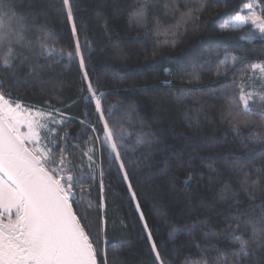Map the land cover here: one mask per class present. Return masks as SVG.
Instances as JSON below:
<instances>
[{
  "label": "trees",
  "instance_id": "1",
  "mask_svg": "<svg viewBox=\"0 0 264 264\" xmlns=\"http://www.w3.org/2000/svg\"><path fill=\"white\" fill-rule=\"evenodd\" d=\"M133 2L70 0L79 29V36L74 37L62 0H36L31 10L47 9V27L57 41L53 44L49 39L48 46L57 51L40 59L43 67L38 78L25 76L27 69H24L19 77L21 90L13 88L12 98H19L22 106L52 113L45 121L46 147L57 161L60 148L66 149L65 166L70 171L64 175L65 178L73 175L74 185L70 202L74 201V210L87 224L86 231L99 241L97 264H105V253L111 264H155L135 203L126 185L116 178L114 154L105 142L104 121L98 119L95 101L85 99L89 94L79 59L67 56L69 51H75L78 39L93 84L98 94L104 93L103 111L119 150L125 160L134 162L133 170L139 165V174L149 170L155 174L153 179L138 183L137 189L156 239L164 242L166 259L171 264H192L202 258L211 264H224L223 259L217 260L216 249H209L202 256L195 245L204 248L217 244L221 251H230L233 245L228 241L205 236L208 232H221L234 223L230 220L231 192L222 193V189L226 183L232 190L238 189V182L244 179L245 173H251V179L264 181V172L258 176L253 171L264 169V142L248 138L250 132L258 130L257 125L244 128L241 122L240 135H236L232 131L236 121L221 119L228 111L226 91L231 94L235 85L260 91L264 82L258 79V73L253 78L250 69H244L239 63L233 65L230 58L227 70L217 65L226 52L244 56L248 62L264 60L261 34L250 22L238 28L230 26L226 31L219 29L220 24L233 20L242 5L251 0H204L208 6L199 16V26L193 21L182 23L180 32L186 28L191 30L175 48L156 47L154 41L163 42V34L145 36L152 27L151 16L147 27L129 21L131 9L128 6ZM29 3L30 0H22L24 6ZM172 3L175 5L177 0ZM198 5L199 0H187L185 7V0H180L176 18L168 23L176 24L182 13ZM98 9L102 15L96 14ZM256 10L261 11L259 7ZM245 11L249 10L243 9L242 13L246 14ZM105 17L108 18L107 28ZM38 35L42 34L29 30L25 39L35 41ZM61 49L62 55L59 54ZM194 66L198 80L187 75ZM164 68L171 72H164ZM25 81L27 88H23ZM235 95L238 97V91ZM130 105L135 111H129ZM250 107L253 115L244 119L259 122L260 109L255 105ZM82 120L89 123L82 124ZM147 132L159 138L152 149L137 142L138 135ZM190 160L196 177L185 185ZM237 161L243 169L233 167ZM53 167L61 165L57 163ZM102 170L103 207L99 199ZM173 182L175 187L170 188ZM205 218L207 223H197ZM102 223H106V235ZM173 228L183 230L170 238ZM241 231H250V228L242 226ZM190 241L194 243L190 245ZM261 260L264 262V254Z\"/></svg>",
  "mask_w": 264,
  "mask_h": 264
},
{
  "label": "snow or ice",
  "instance_id": "2",
  "mask_svg": "<svg viewBox=\"0 0 264 264\" xmlns=\"http://www.w3.org/2000/svg\"><path fill=\"white\" fill-rule=\"evenodd\" d=\"M36 0H30L27 6L18 3L17 0H0V264H97L100 255L99 241L92 233L86 231L87 224L83 223L77 210H74V196L72 184L73 175L64 173L70 171L66 168V149L60 148V158L57 161L53 158L51 150H41L37 145L41 141L40 130L45 127L38 117L44 116L42 112H33L32 107H23L19 98H12V89H20V74L25 76L39 77L43 67L39 61L41 58L57 51L54 47L48 46V40L52 39L53 44L57 41L47 27V9L33 12ZM63 9L66 10V20L72 25V35L79 36V29L74 16V10L70 0H62ZM208 4L199 0L198 7L189 8L182 13L176 24L168 23L175 19L176 11L179 10L180 0L174 5L172 0H134L128 7L129 21H137L147 27L149 16L152 17V27L145 32L156 37L162 34L165 37L163 42L159 39L154 41L157 48H175L178 42L187 31L180 32L181 24L189 21L196 23L198 27L199 16L203 14ZM187 7V0H185ZM243 9L249 10L248 15L237 13L234 17L232 28H238L241 24L250 22V25L261 34L260 40L264 43V0H251L242 5ZM257 7L261 11H257ZM97 15L102 13L97 10ZM43 20L44 23H38ZM105 27L108 26V18H104ZM207 24V22H205ZM230 27L224 23L219 25L221 31ZM35 30L38 35L35 41L25 39L26 32ZM155 52V49H154ZM63 54V49L59 52ZM119 55V52H117ZM69 59L78 58L79 67L83 80L87 83L86 91L89 94L86 100L95 101V111L98 119L104 121L105 142L110 146L114 163L116 164V178L126 185L130 199L135 203V210L139 213V220L142 223L143 232L146 233V240L150 246V252L154 254L155 264H171L166 259L167 253L164 242L158 241L149 224L148 217L143 211L140 201V194L137 189L138 183L151 180L154 173L150 170L139 174V165L133 170L132 160H125L124 155L118 148L115 140V133L108 126L107 117L103 111L102 98L104 93L98 94V88L94 86L89 73L82 46L77 39L75 51L67 53ZM229 58L233 65L239 63L244 69H250L252 77L264 82V60L248 62L244 56H237L225 53L223 59H218L217 65L229 67ZM164 72L170 73L169 68ZM192 79H199L197 69L188 73ZM217 75H220L217 72ZM29 85L25 81L23 88ZM190 91V90H189ZM238 91V97L235 95ZM235 91L231 94L225 92L226 106L228 111L222 114L221 119L232 124V131L240 135L241 122L244 128H250L254 124L258 130L249 133V139L264 142V88L260 91L246 90L243 85H235ZM242 105V108H241ZM250 105H255L260 111L257 113L260 121L244 119L253 115ZM51 107V105H48ZM111 111V109H109ZM129 111H135L130 105ZM52 113H48L51 118ZM61 121H57L60 123ZM82 124L89 121L82 120ZM143 127V120L140 121ZM23 129H26L23 130ZM54 131V129H52ZM63 140V137H61ZM138 143L146 144L149 149L159 138L155 133L147 132L138 135ZM151 152L149 153V156ZM148 157H145L147 159ZM61 165L56 168L53 165ZM234 168L243 169V165L237 161ZM188 174L183 183L188 185L196 177L194 165L191 160L188 162ZM150 169V165H149ZM110 171V170H109ZM166 171V170H165ZM258 176L264 169H253ZM103 170L101 171L100 182V206L105 203ZM202 176V174H201ZM212 180V177H209ZM239 188L231 189L226 183L223 192H231L233 203L229 205L232 210L230 223L221 232L205 233L206 237L217 240H226L233 245L230 251H221L217 244L196 248L203 253L209 249H216L217 260L223 259L224 264H264L261 255L264 254V181L251 179V173H245L244 179L239 181ZM174 182L170 188H174ZM243 196V199H241ZM225 198L222 196V199ZM207 218L197 223H207ZM250 228V231H241V227ZM106 235V223H102ZM181 228H173L169 237ZM96 240V243H94ZM190 241L189 244H193ZM105 264H111L105 253ZM186 264V262H182ZM192 264H211L207 259L194 261Z\"/></svg>",
  "mask_w": 264,
  "mask_h": 264
},
{
  "label": "rangeland",
  "instance_id": "3",
  "mask_svg": "<svg viewBox=\"0 0 264 264\" xmlns=\"http://www.w3.org/2000/svg\"><path fill=\"white\" fill-rule=\"evenodd\" d=\"M242 10H243V8H241V9L238 11V13H239V14H242V15H248L247 12H249V11H245L246 14H243V13H242ZM245 10H247V9H245ZM236 14H237V13H236ZM236 14L232 17L233 20H232V19H231V20L228 19V20H226L224 23H227V24H229V25L231 26V25L234 23V17L236 16ZM224 23H222V24H224ZM246 23H247V22H246ZM246 23H243V24H241L240 26H242V25H244V24H246ZM70 25H71V24H70ZM71 30H72V25H71ZM75 43H76V42H75ZM23 107H25V106H23ZM33 112H34V113H36V112H42V113H44V116H42V117H38V119H40L41 122L45 124V121H46V119H47L48 114H46L44 111L37 110V109H33ZM23 130L26 131V129H23ZM46 130H47L46 125H45L44 128H42V129L40 130V132H41V141H40V144L37 145V146L40 147L41 150H45V149H47V147H46V142H45V140H44V134H43L44 132H47Z\"/></svg>",
  "mask_w": 264,
  "mask_h": 264
}]
</instances>
